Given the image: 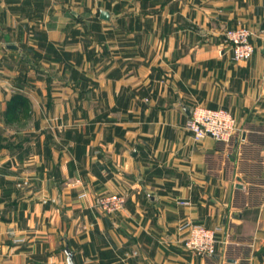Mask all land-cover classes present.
Instances as JSON below:
<instances>
[{"label":"crops","instance_id":"obj_1","mask_svg":"<svg viewBox=\"0 0 264 264\" xmlns=\"http://www.w3.org/2000/svg\"><path fill=\"white\" fill-rule=\"evenodd\" d=\"M240 24L255 52L234 60ZM197 104L233 113L229 141L185 128ZM188 220L220 229L214 255ZM67 245L76 264H264V0H0V264H67Z\"/></svg>","mask_w":264,"mask_h":264},{"label":"built area","instance_id":"obj_2","mask_svg":"<svg viewBox=\"0 0 264 264\" xmlns=\"http://www.w3.org/2000/svg\"><path fill=\"white\" fill-rule=\"evenodd\" d=\"M253 34L252 29L244 24L225 29L224 38L232 46L234 60L248 59L253 55L255 52V44L252 41ZM185 128L195 138L211 136L217 140L229 141L238 130V125L236 117L230 110L224 107L212 108L197 104L186 120ZM85 194L84 192L82 195ZM124 202L125 197L116 192L106 193L97 199L99 208L105 212L121 208ZM183 202L187 203L188 201ZM179 228L186 232L184 244L187 248L200 255L212 256L217 252L220 229L191 220L183 222Z\"/></svg>","mask_w":264,"mask_h":264},{"label":"water","instance_id":"obj_3","mask_svg":"<svg viewBox=\"0 0 264 264\" xmlns=\"http://www.w3.org/2000/svg\"><path fill=\"white\" fill-rule=\"evenodd\" d=\"M101 17L104 19H110L111 18L110 11L106 9H102ZM65 251L67 253V264H76L74 261V253L73 251H71L68 245L65 247Z\"/></svg>","mask_w":264,"mask_h":264},{"label":"rangeland","instance_id":"obj_4","mask_svg":"<svg viewBox=\"0 0 264 264\" xmlns=\"http://www.w3.org/2000/svg\"><path fill=\"white\" fill-rule=\"evenodd\" d=\"M31 183V180L30 179H23L22 181H20V183H19V185H22V184H30ZM111 192H115V191H107V192H103V193H100V194H98L97 196H96V198H95V206H96V208L101 212V213H103V214H113V213H115V212H117V211H119L121 208H119V209H117V210H115V211H112V212H105V211H102L100 208H99V206H98V203H97V199H98V197L99 196H101V195H104V194H106V193H111ZM116 193H119V192H116ZM119 194H121V193H119ZM121 195H123V196H125L124 194H121ZM62 246V243H59V247H61Z\"/></svg>","mask_w":264,"mask_h":264}]
</instances>
